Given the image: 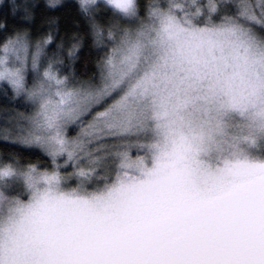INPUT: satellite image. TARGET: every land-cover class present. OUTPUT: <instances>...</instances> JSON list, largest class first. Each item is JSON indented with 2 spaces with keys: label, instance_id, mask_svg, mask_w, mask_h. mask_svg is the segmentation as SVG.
Instances as JSON below:
<instances>
[{
  "label": "snow or ice",
  "instance_id": "obj_1",
  "mask_svg": "<svg viewBox=\"0 0 264 264\" xmlns=\"http://www.w3.org/2000/svg\"><path fill=\"white\" fill-rule=\"evenodd\" d=\"M78 3L97 46L98 8L129 22L98 77L0 41V84L34 105L3 138L50 158L0 161V264H264V0Z\"/></svg>",
  "mask_w": 264,
  "mask_h": 264
},
{
  "label": "trees",
  "instance_id": "obj_2",
  "mask_svg": "<svg viewBox=\"0 0 264 264\" xmlns=\"http://www.w3.org/2000/svg\"><path fill=\"white\" fill-rule=\"evenodd\" d=\"M139 2L143 5L141 11L146 13V5L150 0H139ZM10 3L11 0H0V25L3 26L0 28V41L18 32L25 33L33 46L41 43L43 49L47 48L49 61L54 57L56 61H62L55 64L61 75L72 76L81 81L98 77L97 65L106 50L103 45L107 42V26L113 22H118L121 26H127L129 23L114 15L107 6L98 8L94 15L97 23L105 29V38L101 46H97L89 19L81 13L78 0H65L56 7H50L48 0H16L18 7L15 14L9 8ZM28 3L34 5L29 10L30 20L25 19L24 11V5ZM49 34L53 37L52 43L43 45V40ZM74 44H78V50L75 52L76 58L72 59L68 53ZM64 64L69 66L63 68ZM30 112L32 108L23 98L16 97L8 86H0V124ZM5 127L0 125V131H5ZM0 158L8 162L15 159L22 164L29 162L47 164L49 161L38 150L26 149L1 140Z\"/></svg>",
  "mask_w": 264,
  "mask_h": 264
},
{
  "label": "rangeland",
  "instance_id": "obj_3",
  "mask_svg": "<svg viewBox=\"0 0 264 264\" xmlns=\"http://www.w3.org/2000/svg\"><path fill=\"white\" fill-rule=\"evenodd\" d=\"M63 1H65V0H60V3L59 4H61ZM101 2H102V0H101ZM58 4V5H59ZM57 5V6H58ZM230 11L233 13V14H235V12H236V9L235 8H232V9H230ZM104 44H108V41L107 42H105ZM30 51H34V46L30 43ZM47 55H49L48 54V50H47V48L46 49H43L42 48V53H41V57H40V63H41V70L43 69V67H46V65H47V63H50V62H52V63H54V64H56V61H54V60H48V58H47ZM45 64L46 63V65H44L43 63ZM69 65L68 64H64V66H63V68H65V67H68ZM56 67V66H55ZM60 75H61V73H59ZM68 75H71V74H68ZM98 75H99V73H98ZM61 76H64V75H61ZM36 77V73L35 72H33L32 70H31V67L29 66V69H28V72H27V79H28V83L29 84H31V82L33 81V79ZM69 77V80H70V82L71 83H73V84H77V83H79V82H81V80H76V79H74L72 76H68ZM8 86L10 89H11V87L9 86V85H7V84H0V86ZM12 90V89H11ZM17 97V96H16ZM20 98H23V100L25 101V103L26 104H28L31 108H32V112H33V110H34V105L30 102V101H28L27 100V98L26 97H24V96H20ZM32 112H30V113H26L25 115H22V116H17V117H15L14 119H11V120H9V121H6V122H4V123H2V124H0V125H5L6 127H5V131H0V137H1V141H6V142H10L9 140H5L4 138H3V134L5 133V132H9V133H11L12 134V136L14 137L15 136V133H16V131L17 130H19L20 128H22L23 126H24V123H25V120H26V118L32 113ZM70 131V134H76V132H75V129H70L69 130ZM11 143V142H10ZM13 144H16V145H19V146H23V145H21V144H17V143H13ZM23 147H25V146H23ZM26 149H34V148H27V147H25ZM34 150H38V149H34ZM39 151V150H38ZM43 154V153H42ZM45 156V155H44ZM47 159H50L49 157H47V156H45ZM1 159V158H0ZM0 161H2V159L0 160Z\"/></svg>",
  "mask_w": 264,
  "mask_h": 264
}]
</instances>
